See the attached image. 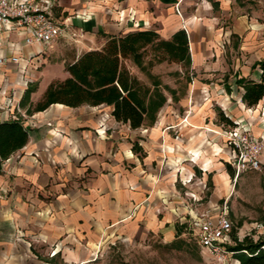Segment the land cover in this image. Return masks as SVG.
<instances>
[{"label": "crops", "instance_id": "crops-1", "mask_svg": "<svg viewBox=\"0 0 264 264\" xmlns=\"http://www.w3.org/2000/svg\"><path fill=\"white\" fill-rule=\"evenodd\" d=\"M245 3L59 0L55 18L67 21L82 39L72 50H58L61 59L55 63L48 61L51 53L69 36L49 49L35 44L28 50L35 51L40 67L29 72L12 63L0 66V103L14 88L25 90L13 112L34 124L27 145L0 169V264H86L101 237L117 233L141 240L160 234L171 243L194 224L204 198H210L207 205L219 204L234 157L219 135L231 128L222 117H248V110L256 116L264 102L248 108L242 101L244 88L237 84L241 78L259 80V56L253 61L243 54L236 57V69L226 74L231 69L223 53L233 32L221 21L249 15ZM143 30L165 40L185 30L191 53L190 66L176 63L188 72L185 85L163 79L167 101L153 123L133 129L117 121L108 105L54 104L45 111L33 110L53 81L69 76L67 63L101 49L111 37ZM23 35L15 33L13 40L20 42ZM32 85L37 89L26 98ZM253 131L260 133L257 127Z\"/></svg>", "mask_w": 264, "mask_h": 264}, {"label": "trees", "instance_id": "trees-1", "mask_svg": "<svg viewBox=\"0 0 264 264\" xmlns=\"http://www.w3.org/2000/svg\"><path fill=\"white\" fill-rule=\"evenodd\" d=\"M168 61L191 64L189 38L185 30L165 40L153 30L131 32L125 36L111 37L101 49L83 53L75 62L66 64L69 76L65 80L53 81L43 98L33 107L34 111L47 110L54 104L69 107L108 105L113 108L117 121L128 123L133 129L153 123L157 113L166 103L163 82L151 72L159 63ZM136 66L151 79L143 82L131 69ZM259 80L241 78L237 81L244 88L243 103L248 108L257 107L264 99V59L259 61ZM37 89L32 85L26 98ZM25 98V99H26ZM231 128L236 124L223 116ZM29 141V132L21 122H0V169L4 161L23 149ZM228 171L235 177V172ZM184 231L179 229L178 236ZM177 236V237H178ZM179 238L171 242L178 245ZM240 264H264V233L254 240L247 236L235 246H228Z\"/></svg>", "mask_w": 264, "mask_h": 264}, {"label": "rangeland", "instance_id": "rangeland-1", "mask_svg": "<svg viewBox=\"0 0 264 264\" xmlns=\"http://www.w3.org/2000/svg\"><path fill=\"white\" fill-rule=\"evenodd\" d=\"M246 2L244 10L248 11L249 15L246 14L244 18L221 21L223 27L233 32L228 37L230 43L223 53L231 69V72L227 71L226 74L234 72L236 69V67H232L234 60L242 54L244 58L251 61L254 60L253 56L264 59V0H246ZM80 39L82 37L78 36L59 42L58 48H55L48 59L49 63L60 61L58 50L63 48L72 50V46H75L77 40ZM162 63L154 66L158 67L159 73L154 71V67L151 72L158 76L162 82L167 80L176 82L178 86L185 85L188 72L182 65L172 62ZM241 64L245 65V62L242 61ZM134 67L137 70L135 75L141 77L143 82L150 84L151 79L148 75L136 66ZM41 69L39 68V70ZM214 72L224 74V71ZM235 90L236 87H234ZM233 96L234 102L239 104V94L234 92ZM254 115L252 111L248 110V117H239L233 121L250 125L252 132L257 127L260 129V133L257 135L264 136V102L260 113ZM228 130V128L223 130L219 135L223 137V145L230 147L225 134ZM230 170L233 172L232 169ZM209 200V196L204 198L205 204L199 207V214L195 218L200 217L203 213L212 212V206L207 205ZM225 202H227L228 215L233 224L228 246H235L236 242L243 241L247 236L257 240L264 233V156L259 170L244 172L239 177L230 176V179L228 177L227 190L223 198L219 199L218 205L223 206ZM197 233L198 228L195 224L188 225L182 237L179 238L178 245L180 247L166 243L160 234H151L142 240L119 233L101 237L98 245L92 251L93 256L87 259L88 263L86 264H240L232 254L228 255L226 261H221L201 248L197 241Z\"/></svg>", "mask_w": 264, "mask_h": 264}, {"label": "built area", "instance_id": "built-area-1", "mask_svg": "<svg viewBox=\"0 0 264 264\" xmlns=\"http://www.w3.org/2000/svg\"><path fill=\"white\" fill-rule=\"evenodd\" d=\"M59 0H0V66L12 63L18 69L29 72L32 66L40 67L36 61L35 44H41L44 48L52 46L62 37L71 39L78 37L69 28L67 21L57 20L54 16V8ZM23 33L20 42L13 40V34ZM31 82L26 77V84ZM25 96V90L14 88L12 94L0 103L3 111L0 114V122L16 121L24 124L29 132L33 122L27 123L17 113L13 112L16 101H21ZM26 118V116H24ZM236 126L225 132L227 142L234 151L231 166L235 177L248 171L259 170L264 156V136H256L250 125L234 121ZM194 201L198 198L193 197ZM187 206L190 208L189 202ZM227 202L223 206H212V212L203 213L194 219L198 228L197 241L201 248L221 261H226L232 254L227 249L230 241L233 224L227 211Z\"/></svg>", "mask_w": 264, "mask_h": 264}]
</instances>
